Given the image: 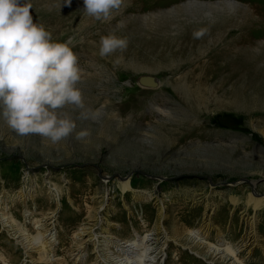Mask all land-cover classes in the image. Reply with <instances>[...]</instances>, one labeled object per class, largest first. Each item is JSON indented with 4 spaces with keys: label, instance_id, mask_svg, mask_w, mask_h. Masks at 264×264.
Here are the masks:
<instances>
[{
    "label": "rangeland",
    "instance_id": "rangeland-1",
    "mask_svg": "<svg viewBox=\"0 0 264 264\" xmlns=\"http://www.w3.org/2000/svg\"><path fill=\"white\" fill-rule=\"evenodd\" d=\"M26 2L73 41L86 106L102 115L77 121L90 137L55 144L0 119L9 264H115L138 237L145 264H264V0H125L107 22L83 0ZM113 32L128 48L101 58ZM50 233L55 250L27 253Z\"/></svg>",
    "mask_w": 264,
    "mask_h": 264
},
{
    "label": "clouds",
    "instance_id": "clouds-1",
    "mask_svg": "<svg viewBox=\"0 0 264 264\" xmlns=\"http://www.w3.org/2000/svg\"><path fill=\"white\" fill-rule=\"evenodd\" d=\"M125 0H83L84 13L107 22ZM198 38L202 32H195ZM127 37L114 32L100 37L99 56L109 57L128 48ZM73 41L58 42L41 23L34 22L26 0H0V119L21 137L39 135L52 143L77 131V121H99L102 113L88 108L79 87L83 70ZM0 261L7 264L0 254Z\"/></svg>",
    "mask_w": 264,
    "mask_h": 264
},
{
    "label": "bare ground",
    "instance_id": "bare-ground-1",
    "mask_svg": "<svg viewBox=\"0 0 264 264\" xmlns=\"http://www.w3.org/2000/svg\"><path fill=\"white\" fill-rule=\"evenodd\" d=\"M143 82H145V84L147 85L148 82L149 83H152L153 81H151V80L148 81V80L145 79V80H143ZM127 185H128V183L127 184L125 183V188L128 187ZM253 201H254V204H255L256 208L260 207L263 204V200L262 199L261 200H254L253 199ZM9 224H10L9 222H6V224L4 226L5 227H10ZM219 237H220L219 238L220 245H226V247H223V246L222 247L225 248V250L227 252H230L231 253L232 250H231L230 246L228 244H225L226 242H224L225 240H223V237L221 235H219ZM56 240H57L56 239V234L55 233H50V234H48L46 236V239L38 240L34 244L33 243H30L29 245L25 246V248L27 250V253L29 251H31V250H34V249H36L37 251H39L41 253H45V251H47L48 249L55 250V246H56V243H57ZM144 241H150V239L148 237H145V238H139L138 237V239L135 242H133V243H126V244L124 243V244L119 245L117 249H118V251H121L122 252V254H121L122 255V258H120L118 261H116L115 264H145V260L146 259H150L151 260L152 258H150V256H148L147 250L146 249L142 250V248H141V245H142V243ZM252 242L255 243L256 240L254 239ZM218 251H220V250L218 249ZM82 257H84V256H82ZM7 264H9L8 261H7Z\"/></svg>",
    "mask_w": 264,
    "mask_h": 264
},
{
    "label": "water",
    "instance_id": "water-1",
    "mask_svg": "<svg viewBox=\"0 0 264 264\" xmlns=\"http://www.w3.org/2000/svg\"><path fill=\"white\" fill-rule=\"evenodd\" d=\"M136 172H137V171H132L130 174L126 175L125 177H121V176H119V175H116L115 177H116L120 182H124V181L129 180L130 177H131V175H132L133 173H136ZM103 178H104L105 180H110V179H112V177H109V176H104ZM162 179H163V178H162ZM163 180H165V179H163ZM243 182H245V180H244ZM260 182H262V181H261V180H256V181H254V182H248V183L251 184L252 187L254 188L255 185L258 184V183H260ZM234 184H236V183H234Z\"/></svg>",
    "mask_w": 264,
    "mask_h": 264
}]
</instances>
